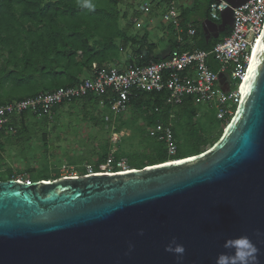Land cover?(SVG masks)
I'll list each match as a JSON object with an SVG mask.
<instances>
[{
	"label": "water",
	"instance_id": "1",
	"mask_svg": "<svg viewBox=\"0 0 264 264\" xmlns=\"http://www.w3.org/2000/svg\"><path fill=\"white\" fill-rule=\"evenodd\" d=\"M223 1L220 23L201 25L206 40L249 0ZM239 237L257 249L250 264H264V26L207 150L121 174L0 181V264H216ZM172 241L182 258L165 251Z\"/></svg>",
	"mask_w": 264,
	"mask_h": 264
},
{
	"label": "trees",
	"instance_id": "2",
	"mask_svg": "<svg viewBox=\"0 0 264 264\" xmlns=\"http://www.w3.org/2000/svg\"><path fill=\"white\" fill-rule=\"evenodd\" d=\"M168 1L161 0L157 5L161 8ZM95 2L97 5L95 11L88 12L78 6L77 0H0V106L53 92L58 88L74 87L81 79L90 77L94 70L102 67L118 68L120 52L128 48L132 49L129 50L131 54L127 60L129 62L136 60L141 65H148L166 58L168 54L160 60L155 59L153 55L155 45L148 44L146 37L142 36L140 40L135 37L127 38L118 28L116 7L119 0ZM134 13V17H139V12ZM204 19L208 20V11ZM180 26L184 29L187 22L182 20ZM227 34L228 31L217 40L206 42L201 30H197L194 32L191 45L185 44L179 51L208 52ZM174 50L178 49L171 51ZM212 70L215 71L214 68ZM165 98V91L139 93L129 102V108L141 111L145 130L156 122L165 124L173 113L172 134L177 144V152L174 157L169 158L164 145L145 134L152 144L145 154L139 156V167L125 161L129 170L184 159L179 154V141L189 147L191 156H195L211 147L220 137L210 145L209 137L202 133L203 129L192 124L196 114L192 99L184 98L180 106L170 109L164 104ZM91 100L99 101L96 98L80 101ZM62 106L54 107L52 112ZM155 110L157 112H154ZM207 111L210 120L208 122L211 123V120L217 122L213 112ZM28 115L31 114L23 113L12 121L15 134L20 129V122L22 123ZM182 119L186 120L184 128L178 126ZM222 122L224 127L228 123L225 120ZM175 125L178 126L177 129ZM4 139L0 136V150ZM201 148L204 150L200 151ZM112 159L116 162L123 160ZM105 160L104 158L94 165L93 169L96 170ZM81 175H85L84 170ZM6 180L15 179L8 173ZM40 180L50 181L46 176Z\"/></svg>",
	"mask_w": 264,
	"mask_h": 264
},
{
	"label": "built area",
	"instance_id": "3",
	"mask_svg": "<svg viewBox=\"0 0 264 264\" xmlns=\"http://www.w3.org/2000/svg\"><path fill=\"white\" fill-rule=\"evenodd\" d=\"M160 1L142 0L139 11L148 13ZM161 8V21L179 30L175 0H169ZM228 8L223 0H209L208 20L218 25L220 15ZM263 26L264 0H249L232 9L231 29L208 52L174 50L159 62L141 65L136 60L127 61L131 55L129 50L127 53L126 50L121 51L124 60L118 68L102 67L74 87L58 88L0 106V136L14 135L12 121L26 112L36 117H47L56 106L96 98L107 107L112 117H116L129 108V102L137 94L163 91L166 92L164 104L168 108H176L184 98H190L194 105L205 106L213 112L217 122H222L231 118L234 112L240 82ZM185 35L193 38L192 26L186 27ZM177 40L182 43L183 38ZM219 75L224 79L223 85L219 84ZM146 134L164 145L169 158L175 156L177 144L173 139L171 116L165 124L156 122L147 127ZM128 170L124 160L116 162L106 158L96 170L87 168L85 174H121Z\"/></svg>",
	"mask_w": 264,
	"mask_h": 264
},
{
	"label": "rangeland",
	"instance_id": "4",
	"mask_svg": "<svg viewBox=\"0 0 264 264\" xmlns=\"http://www.w3.org/2000/svg\"><path fill=\"white\" fill-rule=\"evenodd\" d=\"M185 1L175 0L176 8L184 7ZM141 2L142 0H119L116 7L118 28L127 38L135 37L140 40L142 36L146 37L148 44L155 45V59L160 60L169 53V46L161 38L160 31L161 27L164 28L161 24H166L160 22L159 13L152 9L149 14L141 15L143 21L135 22L134 12L139 11ZM198 2L195 9L184 17V21L196 31L201 30L205 0ZM123 60L124 54L120 53L119 62ZM194 107L196 114L192 124L203 129L202 133L209 137L208 144L211 145L221 135L224 124L212 120L209 123L207 108L199 105ZM111 116L106 106L95 100L62 106L47 117L26 116L20 122L18 132L3 140L0 150V181H5L8 173L15 180L24 182L38 181L43 176L50 180L80 176L82 170L85 172L87 168H93L104 158H122L126 163L139 167V156L145 154L152 144L145 136L141 111L128 108L116 117ZM173 116L172 113V120ZM185 125V119L178 122L181 128ZM178 126L175 125V128ZM178 145L180 156L185 158L192 155L189 147L184 146L182 141ZM203 150L204 148L200 149Z\"/></svg>",
	"mask_w": 264,
	"mask_h": 264
},
{
	"label": "clouds",
	"instance_id": "5",
	"mask_svg": "<svg viewBox=\"0 0 264 264\" xmlns=\"http://www.w3.org/2000/svg\"><path fill=\"white\" fill-rule=\"evenodd\" d=\"M78 6L82 10L94 12L97 5L95 0H77ZM225 249H230L229 252H222L216 258V264H250L255 258L257 249L247 237H239L230 239L225 242ZM165 251L174 253L177 257H183L185 248L182 244H177L172 241L166 246Z\"/></svg>",
	"mask_w": 264,
	"mask_h": 264
},
{
	"label": "crops",
	"instance_id": "6",
	"mask_svg": "<svg viewBox=\"0 0 264 264\" xmlns=\"http://www.w3.org/2000/svg\"><path fill=\"white\" fill-rule=\"evenodd\" d=\"M208 2H209V0H205L204 5H203V10H204V14L203 15H204V17H205V14L208 11ZM198 4H199L198 0H189V1L186 0L184 2V7L177 6V8H178L177 11L179 13V30H175L170 25H166L165 26V25L161 24L162 26H164V28L161 27V30H160L162 32V35H161L162 37L161 38L162 39H165L166 43L168 44V46H169V52H171L172 49H178V50H180L182 48V46H184L185 44L191 45L192 39H189V38L186 37V35H184L185 34V31H186V27L187 26H191V25H189V23H187V26L183 29V28H181L180 23L182 22V20H184L185 14L189 13V11H193ZM151 9L154 12L157 11V13H159V20H160L161 23H163L161 21V15H162V10L161 9L162 8L160 9V7L158 5H155ZM137 12H139V17H137V18L135 17V20L134 21L135 22L137 21V22L140 23V21H143V18H141V15L142 14H149L151 12V10L148 13H141L138 10H137ZM205 21H207V20L203 19L201 25L204 24ZM200 22H201V20H200ZM193 30H194V32L196 31L194 28H193ZM201 32H202V30H201ZM202 35H203V33H202ZM179 37L183 38L182 43H180L177 40ZM203 37H204V35H203ZM204 40L206 42L211 41V40H206L205 37H204ZM128 50H132V49L131 48H128Z\"/></svg>",
	"mask_w": 264,
	"mask_h": 264
}]
</instances>
